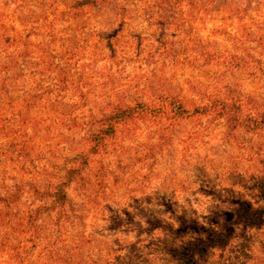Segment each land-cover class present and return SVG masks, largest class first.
<instances>
[{
    "label": "rangeland",
    "instance_id": "1",
    "mask_svg": "<svg viewBox=\"0 0 264 264\" xmlns=\"http://www.w3.org/2000/svg\"><path fill=\"white\" fill-rule=\"evenodd\" d=\"M86 2L0 0V61L17 76L0 90V264H183L170 250L193 235L174 230L215 221L231 236L196 264H264V219L227 223L238 201L264 207V123L235 121L264 119V0ZM166 96L242 105L230 121L118 126L68 186L64 215L28 222L42 204L30 185L47 189L87 153L103 117Z\"/></svg>",
    "mask_w": 264,
    "mask_h": 264
},
{
    "label": "trees",
    "instance_id": "2",
    "mask_svg": "<svg viewBox=\"0 0 264 264\" xmlns=\"http://www.w3.org/2000/svg\"><path fill=\"white\" fill-rule=\"evenodd\" d=\"M86 1L87 2L84 3V5L89 8H95L97 6V0ZM69 8L71 10H75L74 8ZM12 67L13 63L10 56H8L5 60L0 61V77H5V81L0 83L1 91L10 86V77H17L15 73H12ZM52 69V72H56L54 67ZM31 105V103H26L24 110H27V108L31 107ZM241 105V103L235 101L228 103L221 99H214L209 101L204 106L187 108L185 106V102H183L180 98L166 96L159 97L156 106H149L139 102L132 107L116 109L111 115L103 117L100 121L98 129L89 134L87 141L90 144V149L87 153L75 155L71 159V167L63 169L64 173H61L60 168L52 169L53 172L60 173L62 176H55L54 182L50 183L45 190H39L37 186L30 185V193L33 199L42 204L36 208V211L32 212L27 217L28 219L30 218V221L28 222H36V219H38L40 214L44 212H56L60 213V215H64V209L69 204V198L67 195L68 186L81 176L84 169L88 166L91 154L98 153L105 141L115 137L118 126L124 125L134 119L146 117H163L171 115L172 120H185L196 116H204L211 112H216V114H218L221 118L226 117L227 121H230L228 116L231 115V111H239V109H241ZM6 121L7 120L2 117V121H0L2 124L0 123V125L3 126V123ZM235 121L238 122L237 126H249L251 129L254 126L264 123V119H262V121H255L250 118L236 119ZM262 194L264 196V192ZM17 197L18 195L15 194L9 199ZM0 201L7 202L8 200L0 197ZM237 205L238 210L235 219L232 221L229 220L227 223L230 222V224H232L231 222H234L233 224L246 228L263 221L264 207L253 208V206L246 201H238ZM38 211L40 213H38ZM2 217L8 218L7 211H0V218ZM224 223H226V221ZM223 227L224 226L220 225L218 221L212 223L210 227L201 226L196 223L183 222L180 227L174 231L180 237L191 234L193 236L190 240L182 243L178 248L171 249L170 253L173 254L175 258L182 260L183 264H196V255L203 257L209 250L217 247H224L228 242L231 234L227 232V229L224 230Z\"/></svg>",
    "mask_w": 264,
    "mask_h": 264
}]
</instances>
